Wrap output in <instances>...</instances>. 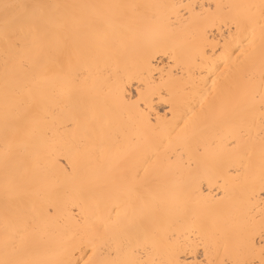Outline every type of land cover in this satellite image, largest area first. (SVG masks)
Segmentation results:
<instances>
[{
    "label": "bare ground",
    "instance_id": "obj_1",
    "mask_svg": "<svg viewBox=\"0 0 264 264\" xmlns=\"http://www.w3.org/2000/svg\"><path fill=\"white\" fill-rule=\"evenodd\" d=\"M39 2L0 26V261L260 264L262 0Z\"/></svg>",
    "mask_w": 264,
    "mask_h": 264
},
{
    "label": "snow or ice",
    "instance_id": "obj_2",
    "mask_svg": "<svg viewBox=\"0 0 264 264\" xmlns=\"http://www.w3.org/2000/svg\"><path fill=\"white\" fill-rule=\"evenodd\" d=\"M50 5L39 2V0H15V2H7L0 0V26L4 30V37L7 44L11 47L20 48L22 46L25 34H37L41 31L45 23V10ZM60 7V6H55ZM219 7V5L217 6ZM261 17L264 19V0L261 4ZM239 31V25L237 26ZM262 39H264V25H262ZM56 63L60 65L62 61L57 57ZM260 111L264 115V103L261 104ZM264 195V191H262ZM262 236L261 260L260 264H264V232ZM0 264H29L24 261H0ZM103 264H110L104 261ZM125 264H145L142 260H130ZM156 264V262H153ZM164 264H185L181 255L176 254ZM193 264H205L204 261H193ZM206 264H216L215 261L208 260ZM220 264H231L230 261L224 260ZM239 264V262H237ZM244 264H255V262H244Z\"/></svg>",
    "mask_w": 264,
    "mask_h": 264
}]
</instances>
